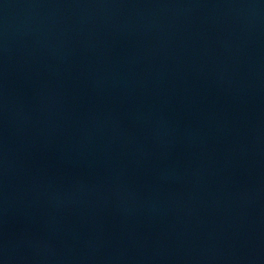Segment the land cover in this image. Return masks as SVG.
<instances>
[{"label": "water", "instance_id": "water-1", "mask_svg": "<svg viewBox=\"0 0 264 264\" xmlns=\"http://www.w3.org/2000/svg\"><path fill=\"white\" fill-rule=\"evenodd\" d=\"M0 264H264V0H0Z\"/></svg>", "mask_w": 264, "mask_h": 264}]
</instances>
